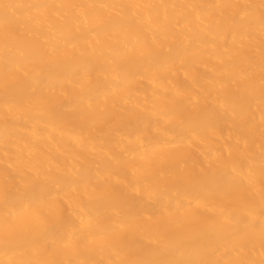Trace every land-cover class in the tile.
Segmentation results:
<instances>
[{"label": "bare ground", "instance_id": "obj_1", "mask_svg": "<svg viewBox=\"0 0 264 264\" xmlns=\"http://www.w3.org/2000/svg\"><path fill=\"white\" fill-rule=\"evenodd\" d=\"M0 264H264V0H0Z\"/></svg>", "mask_w": 264, "mask_h": 264}]
</instances>
